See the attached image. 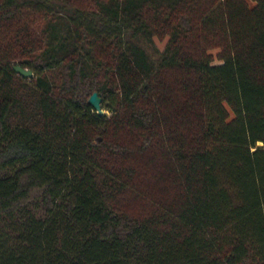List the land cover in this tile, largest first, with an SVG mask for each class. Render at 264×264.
Returning a JSON list of instances; mask_svg holds the SVG:
<instances>
[{
  "label": "trees",
  "instance_id": "16d2710c",
  "mask_svg": "<svg viewBox=\"0 0 264 264\" xmlns=\"http://www.w3.org/2000/svg\"><path fill=\"white\" fill-rule=\"evenodd\" d=\"M51 1L0 0V264H264V0Z\"/></svg>",
  "mask_w": 264,
  "mask_h": 264
},
{
  "label": "rangeland",
  "instance_id": "374dc122",
  "mask_svg": "<svg viewBox=\"0 0 264 264\" xmlns=\"http://www.w3.org/2000/svg\"><path fill=\"white\" fill-rule=\"evenodd\" d=\"M247 1L250 4L252 3V1L250 0ZM50 3L54 5V9L57 10V12H61L64 15H68L69 13L72 12L73 7L65 0H52ZM129 40H132V38L129 37ZM166 41H167V37H163V38L153 37L151 40H146L141 38L135 42L146 51V53L148 54V56L152 61L156 62L158 55L163 51L165 47ZM216 52H217L216 50H211V53L213 55H215ZM218 62H219L218 60L216 59L214 60V63H218ZM104 111L106 115L110 114L109 110L105 109ZM139 187L142 192L144 191L152 195L159 193L158 183L156 182L155 178L151 175V172H148L147 175L142 177ZM119 200L121 207L132 215L138 216L141 215L144 211L148 210L146 209L148 206L147 202L143 198L133 196L130 193L124 192L120 196Z\"/></svg>",
  "mask_w": 264,
  "mask_h": 264
},
{
  "label": "water",
  "instance_id": "95a60500",
  "mask_svg": "<svg viewBox=\"0 0 264 264\" xmlns=\"http://www.w3.org/2000/svg\"><path fill=\"white\" fill-rule=\"evenodd\" d=\"M13 69L16 73H18L24 78H31L33 76V73L30 69L24 68L20 66L19 64H15L13 66ZM101 102H102V98L101 96H99L97 91L92 92V94L87 99V103L96 111V113L99 116H102L105 114V111L102 108Z\"/></svg>",
  "mask_w": 264,
  "mask_h": 264
}]
</instances>
